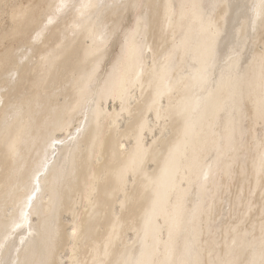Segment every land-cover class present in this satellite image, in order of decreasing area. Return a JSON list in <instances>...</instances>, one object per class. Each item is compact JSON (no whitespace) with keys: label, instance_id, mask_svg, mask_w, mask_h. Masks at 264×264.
I'll return each instance as SVG.
<instances>
[{"label":"bare ground","instance_id":"1","mask_svg":"<svg viewBox=\"0 0 264 264\" xmlns=\"http://www.w3.org/2000/svg\"><path fill=\"white\" fill-rule=\"evenodd\" d=\"M60 2L0 0V264H259L262 0Z\"/></svg>","mask_w":264,"mask_h":264},{"label":"snow or ice","instance_id":"2","mask_svg":"<svg viewBox=\"0 0 264 264\" xmlns=\"http://www.w3.org/2000/svg\"><path fill=\"white\" fill-rule=\"evenodd\" d=\"M262 4H264V0H262ZM76 5L68 3L67 0H61L60 3L55 4L52 6V16L59 15L61 13H65L66 15L71 13L74 10ZM83 7V6H82ZM93 7H101L100 4L93 5ZM51 22V21H49ZM238 56V53L236 54ZM257 118L264 120V108L260 110L257 114ZM240 119H243V114L241 113ZM239 121L235 118H230L229 126L232 131H235L236 127L238 126ZM196 127L197 125L191 119V116L185 113V120H184V131H183V141L181 143L187 145L189 139L194 140L196 136ZM12 151H15L14 147ZM177 155V147L174 146L172 149L169 150L168 160L165 162V169L167 168L168 162L171 161ZM180 157L182 158L185 153H180ZM207 178V177H205ZM119 194L123 196V200L121 201V207H124L126 204H131V202L135 199L136 194L134 192H129L127 190V186L124 185L120 190ZM29 201L31 196L28 197ZM260 260L259 264H264V242L261 244V251H260ZM107 264H137L135 261L121 259L119 261H109ZM182 264H200V261L191 259L183 261ZM240 264H257L255 258L249 259L247 261H241Z\"/></svg>","mask_w":264,"mask_h":264}]
</instances>
